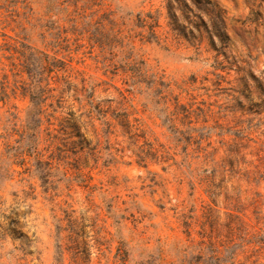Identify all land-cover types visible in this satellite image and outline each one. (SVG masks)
Returning <instances> with one entry per match:
<instances>
[{"label":"rangeland","instance_id":"rangeland-1","mask_svg":"<svg viewBox=\"0 0 264 264\" xmlns=\"http://www.w3.org/2000/svg\"><path fill=\"white\" fill-rule=\"evenodd\" d=\"M3 93L0 264H264V0H0Z\"/></svg>","mask_w":264,"mask_h":264},{"label":"trees","instance_id":"trees-1","mask_svg":"<svg viewBox=\"0 0 264 264\" xmlns=\"http://www.w3.org/2000/svg\"><path fill=\"white\" fill-rule=\"evenodd\" d=\"M16 53L18 54V59L22 62L21 64L25 67V70H26V72L29 76V80H30L28 82V85L26 86L25 95H26V93H28L31 104L34 107H37L38 105H40L43 102L41 99H43V98L46 99L47 97H44L45 89L41 86L42 81L39 79L38 80L35 79V76H32L30 70H28V69H30V67H34V66L36 67L37 66L36 70L39 71V75H40L43 72L48 73V72L52 71V69L57 67V65L52 64L48 60L46 54H44L43 52L36 50L30 46H27V45H23L20 50H16ZM62 63H64V62L62 61ZM133 71L135 73L134 77H136L135 81L136 82H143L144 80L137 79V78H141L142 72H144L143 69L140 68L138 70H133ZM154 76H155V74H154ZM6 99H7V96L5 93H3V95L0 96V101H4ZM21 134L23 136H21L16 141L17 146H15L13 148V154L12 155L15 156V158H20V159L24 160L25 157H23V156H26V155L29 156L30 155L28 152L29 150L27 148L31 145L25 146L26 142L24 143V133H21ZM34 142L38 143L37 140H34ZM19 147H22L23 152L17 151ZM78 248L79 247L77 245L75 247H73L74 251L72 250V247L69 248L73 251L72 252L73 255L71 256L72 264H78V259L80 258L79 257L80 250H78Z\"/></svg>","mask_w":264,"mask_h":264}]
</instances>
